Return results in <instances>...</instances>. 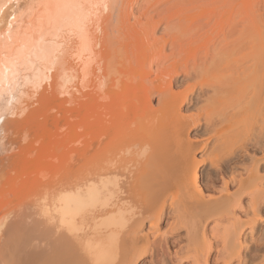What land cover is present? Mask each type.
Segmentation results:
<instances>
[{
    "label": "rangeland",
    "instance_id": "374dc122",
    "mask_svg": "<svg viewBox=\"0 0 264 264\" xmlns=\"http://www.w3.org/2000/svg\"><path fill=\"white\" fill-rule=\"evenodd\" d=\"M59 1L60 0H33L31 4L33 10L27 11L22 17L17 29L15 43L0 44V64L11 62L15 64L16 68V72L11 78V80L13 79V82L9 80V82L6 83L7 86L4 84L1 89V91L5 89L1 92V97L3 98L2 108L6 113L5 121L2 125V131H0V160L2 158L4 159L6 155H10L11 153L12 156L15 154L13 160L9 162L10 165L8 164L6 166L7 169H4V171L41 172V175H44L45 173V175H52L55 174V172L67 171L81 173L95 171L93 170L94 167L96 168L100 162L97 160L100 159V156L98 151H96V146L100 139L97 142L99 134L94 119L96 116L94 112L97 110L96 97L99 87L98 84H103L101 87L103 88L106 84V80L103 79L113 77L119 78L123 81L124 85L129 88L130 93L132 94H130L128 98V95L121 97V103L119 102L118 109L121 112L120 114L123 115L122 118L125 121L123 124L125 127L123 128L125 131L128 130L126 132L123 130L124 136L121 135L124 138L128 136V139H125L124 141V138H122L123 140L120 138L121 142H119V144L126 142V147H129L130 143L128 146L127 141L130 140V138H132L130 141H135L134 143L131 142L133 145L132 150L128 148L130 149V151L128 150L130 154H128L129 152H127V154H121L119 157L121 160L118 159L117 161L119 162L115 164L118 166L121 161L122 165L129 163L130 165H125L126 172H133V170L138 172V167L139 169L146 167L145 163L151 158L150 153L154 154H152L153 157L156 156L158 153L157 151H160L159 146L160 148L162 147L163 151L160 152L162 153L160 157H163V155L164 157H167L165 154L170 153L167 151L172 150L173 152V149H175L174 151H177V154L180 152L178 155L181 154V156L183 153L187 154L189 150L190 154H194L191 155L194 156L196 162L198 161L199 163L201 160L207 159L204 164L200 163L197 171L199 172L200 185L204 189V194L207 199L210 197H213L214 199L218 196L221 197L220 195H222L221 191L224 188V183L230 182L232 178L236 179L237 177L236 180L245 178V181H251L249 180L250 178L259 177V180L256 182V188L249 189L246 192V195H243L242 198H240L241 196L238 197L240 207L236 206L234 208L232 207L233 209L229 208V210H227L229 213H224L220 222H218L219 218L218 220L216 219L217 217L210 218L205 222L206 225L204 224V229H206V233L210 236V239H213L212 242L218 244H214V247L216 248H222L224 245V247H226L230 244L228 240H230L231 237H234L235 234L233 232L231 233L232 229V231L237 232L238 234L242 231L239 234L240 237L237 234L240 241L238 242L240 245L242 244V249L240 248L238 250L239 255L233 256L231 264H238V262H236V256H239L240 260L238 258V261L242 262V264H264V0H249L252 3H256L254 4L256 5V8L255 6L253 7L250 2L248 5V2H244V0H239V2L238 0H223V5L220 1L217 2V0H194L195 2L190 1V4L189 2L187 3L186 0H184L185 4H183V0H180L179 2H181L183 6L176 5L179 2L174 5L173 3L175 2H173V0H87L89 3H92V8L88 17V22L85 26L86 31L82 35L78 30L74 29L75 31H69L64 29L62 31L63 33H59L60 38H58L59 36L57 37L59 40H56L57 45L55 46V49L57 51H55L54 54L55 59L50 62H41L40 60H37V63L35 60L34 65L32 64L34 62L30 64L26 61L20 64L21 60H18L17 58L21 52L26 51L30 46L35 44L41 36L52 33L50 32L52 30H49V28L53 22ZM228 1L229 3H227ZM213 2H217L220 5L214 4ZM230 2L233 5H231ZM210 3L213 4L211 5ZM245 5L247 8H245ZM243 8L246 9L247 13ZM253 8L255 9V12L258 11V15L252 11ZM247 9L249 11L251 10L252 17L256 16L259 20L255 19L260 22L258 24L259 30L257 28L260 32H257V36L256 34H253V32H250L256 37V42L254 41V36L243 31L248 30L243 29L244 25L250 23L246 22V18H250L248 16L250 13ZM144 12H146L147 16L145 15L146 17H141ZM180 12L181 14H178ZM139 17L140 22L136 24V20L139 19ZM244 19L246 20L244 21ZM205 22L210 23V25L208 24V28L205 26V24H207ZM166 23H170L172 26H176L178 23V27L173 26L170 29L168 28V31L165 28L166 32H169L167 35L164 31ZM203 23H205L204 26L207 28L206 33L202 32L201 29H204L203 27L200 28L201 31L196 32L198 33L196 36L194 35V37L190 38L189 33L191 32V35L194 34L195 29L189 33L188 30L193 29L197 24L202 26ZM129 24H131L130 26H135L136 24V27H132L133 29L129 28L128 30L130 31L127 32L125 28L129 26ZM247 24L245 25V28H249L247 27ZM197 28H199V26H197ZM235 30L238 34H234L236 32ZM238 30L240 31L238 32ZM132 31H134V33ZM232 31H235L233 33L234 37L229 36L228 38V35L232 34ZM229 32L230 34H228ZM250 35L251 40L254 38L252 42L249 39ZM49 36L45 37L47 38ZM224 36H227L228 39L226 38V40H224ZM232 41H235V46L236 44L241 46L239 47L240 50L237 49L238 46H236V49L234 50L236 54L229 53V55L227 54L228 57L220 55L224 62L222 59H214L217 62L221 61L222 64H220V66H222L219 67V62L217 64L215 61L211 60L212 57H214L213 53H216V50H218L216 46L220 45L221 47H219V50H221L224 48L226 49V45H228L229 50V48L233 46L231 45V43H233ZM83 44L88 46L89 51L84 53V56L79 57V51L82 49ZM172 44L176 45L173 47ZM178 45L180 46L178 47ZM207 50L210 53L212 52V54L207 53ZM206 53L210 54L208 55L207 61L204 59ZM236 56L238 57L236 58ZM78 58H82V60L76 65ZM205 64H207V67ZM208 64L211 66L208 67ZM230 65L235 67L232 69L230 68ZM192 66H198L197 73L192 71L194 68H192ZM225 66H227L232 72L230 78L233 76V78L238 77L240 79H246L243 80L245 83H241V87L236 86L239 91L237 94L236 92L235 94L233 93L234 97H232L233 94L230 96L225 93L226 98L221 94V97L223 95L224 98L220 99V96H217L218 98L214 97L210 92L211 87L212 89L217 87L216 79L220 75H216L215 71L220 68H224L223 70H225V68H227ZM199 67H202L200 68L202 70L207 69V73L206 71H201V73H199ZM211 68L214 70H211ZM233 73L237 74L233 75ZM211 75L214 76L213 80L210 82L213 84L210 85L211 87L210 90H208V96H206L209 97L210 95V97L207 99L204 96L202 99H199L202 102L193 105V101L196 99L198 93L195 94L194 92H196L198 83H200L197 81L203 79L207 80L208 77L210 78L209 80H211ZM226 75L228 76V74ZM152 82L157 86L159 85L163 90L167 91V93L163 94L161 97L157 94L149 96L148 98L144 96L145 94L141 89L151 86L149 84H152ZM9 83L11 85H9ZM169 84H171L170 87ZM195 85V91L192 93L191 90H193V86ZM238 89H236V91ZM10 95H14L15 100L12 101L11 104L6 105L5 101ZM185 96L187 97V100L182 102V99H184ZM259 98L262 99H260L261 102H259ZM147 99L150 102V107L148 105V108H145L147 105ZM164 100H167V103L170 105L169 109L167 110L166 108L165 111V107H163ZM216 101H218V103ZM126 103L128 108L126 107ZM178 103L183 105L179 106ZM124 108H126L125 111H122ZM125 113L128 116L125 115ZM219 114L220 116H223V121L217 124V128H221V130H219L221 133L215 134L216 136L218 135L217 137L212 134L213 132L206 135L201 134V131L197 132L196 130L200 128L192 126L187 137L181 136L180 138H174L177 142L172 136L166 137V142L164 139V142H162L161 145L157 143L158 141H154L155 143L152 141L153 138H151V136L154 137V134L151 133V125L153 124L155 126L157 123L160 124L161 121H164L165 123L163 122L164 124H161L170 131L176 128L175 125L178 124L177 127H179L182 122L184 123L185 121L183 119L190 122L192 119L199 116L200 123L203 124L205 123L204 121H207L206 119L208 117V120L213 119L212 121H214V119L216 120L217 116L221 119ZM218 118L217 120H219ZM132 119L135 120V123L133 124V121L131 126L130 122ZM126 121H130L128 122L129 124ZM136 122L138 124H136ZM148 130L151 133L150 135L148 134ZM171 138L173 140H171ZM168 141H172L173 144H169ZM256 141H259L257 143L262 142L260 145L263 147L259 145L260 147L257 148L258 146L254 144ZM152 142L154 143L155 148L152 145ZM119 144L118 141H116L115 145L117 146ZM144 144L147 148L150 147L147 149L144 147ZM182 144L185 147H182ZM189 144L193 147H190ZM205 144L206 148L202 149ZM252 145H254L255 148ZM156 146H158V148ZM172 146L174 147L172 148ZM153 148L157 151H153ZM180 148L185 152L180 151ZM215 152H220L217 153V155L219 154L218 162L221 161V163L222 161L227 160V158L231 159L232 155H234V159H231L228 164L231 165L230 168L232 169H228L226 166L227 170H225L223 168L224 165H212L210 158L215 155ZM120 153L121 152H119V154ZM121 156L124 158L122 159ZM159 159L164 161L166 158ZM136 162H139V164ZM121 164H119L118 167H121ZM143 165L145 166L143 167ZM121 168H119V170L123 171ZM168 171L169 170H165V172ZM47 172L50 173L47 174ZM169 172H171V170ZM216 173L217 175L220 174L218 176L220 180L216 184L213 182L211 184ZM34 174L31 175L32 177L28 174L29 180L30 178L32 179L28 185L22 187L23 189H17L16 192L11 189H6L0 192L1 216L4 212L11 210L9 212L19 215L18 218L24 217L23 214L26 213L31 215V217L34 216L33 218L37 220L45 219L43 216L41 218L39 213L38 216L36 215V212L39 211L38 207H34L36 206L35 204L34 206H31L29 201V203L27 200L25 203L23 201L27 198L26 195H30L35 188V182L38 176ZM83 175L85 177L86 174ZM213 184L215 185L213 186ZM181 190L182 189H176V191H178L177 195H180V193L184 191ZM231 191H234V189L232 188ZM257 193L263 194L260 197L261 199L259 200V203L255 206V209H257L254 211L253 207L249 206V194L255 196ZM26 205L28 207H26ZM2 206L4 207L2 208ZM32 207L36 209L35 212ZM1 210L4 211L2 212ZM18 211H21V214ZM32 211L33 213L31 214ZM167 211H169V208ZM11 217L1 229L0 254L4 256L6 253L1 251L3 250L1 247L3 244L5 245V232L9 228L8 226H13L12 224H14L17 219V217ZM258 217H260V219ZM38 222H41L44 226L49 224L44 223V221ZM45 222H48L47 219ZM88 222L92 224L90 220H87L86 223ZM86 223L83 222V227L82 225L80 226L81 229L85 228L86 230L79 231V234L83 235L84 232H90L92 225ZM172 223H174L173 217H169L162 223L160 222L157 232L158 234L156 233V235L161 236L164 232L166 233ZM235 223L238 225L235 226ZM215 225L217 227H215ZM47 227L50 226L48 225ZM237 227H239L240 231H235L238 229ZM213 228L215 230H213ZM141 229V233L145 235L148 233L149 224L146 223V226L144 225ZM47 234L51 235L52 231L49 229ZM215 237L217 238L215 239ZM158 240L160 241V239ZM232 240L233 239H231V242H233ZM222 242L226 244L222 245ZM187 244L186 240H183L181 247L185 248ZM1 255L0 264H4L2 261L8 260V258L10 260L13 256L11 253V256L7 254L8 256L5 257L7 259H5L4 256L2 257ZM211 257V259H213L215 253H212ZM1 258H4L5 260ZM150 260V256L148 255L141 260L140 264H152V262L158 260V257H154L153 260Z\"/></svg>",
    "mask_w": 264,
    "mask_h": 264
},
{
    "label": "bare ground",
    "instance_id": "6f19581e",
    "mask_svg": "<svg viewBox=\"0 0 264 264\" xmlns=\"http://www.w3.org/2000/svg\"><path fill=\"white\" fill-rule=\"evenodd\" d=\"M32 1L33 0H0V44H3V43L14 44L15 43L14 41L16 40V37H17L16 36L17 29L19 27V24L21 22L22 17L25 15V13L27 11L33 10V7L31 5ZM176 1L173 0V2H175V3H173L174 5L176 3H178L180 0H176ZM190 1L193 2L194 0H189V1L186 0V2L187 3L189 2V4L191 3ZM202 1H204V0H202ZM214 1H216V0H214ZM219 1L221 3L223 2V0H217V2H219ZM246 1L248 2L247 3L248 5L251 3V5L253 7L255 6V8H256V5H254L256 3L251 2L253 0H251V1L244 0V2H246ZM254 1H256V0H254ZM217 2L216 3L213 2V3L220 5ZM238 2H239V0H238ZM182 3L185 4V1L183 0ZM213 3H210V4L212 5ZM227 3H229V1ZM91 4L92 3H89L87 0H60L58 3L57 9L55 11V16H54L53 22L49 28V30L50 29L52 30V31H50L52 33L49 34L51 37L48 34L45 35V36H49L47 38L45 36H41L35 44L30 46L26 51L21 52L17 58L18 60H21L20 64L22 62L26 61V62H29L30 64L32 62H34V63H32L34 65L35 60L37 63V60L38 61L40 60L41 62L42 61L50 62L53 59H55L54 54H55V51H57L55 49V46L57 45L56 40L58 38H60L59 33L60 32L63 33L62 31L64 29H67L69 31L75 29V30L80 31L81 35H82L86 31L85 26H86V23L88 22V17L91 13V8H92ZM230 4L233 5L231 2H230ZM176 5L181 6L182 4H181V2H179ZM222 5H223V3H222ZM220 7H222V6H220ZM245 8H247L246 5H245ZM248 8H250V7H248ZM244 10L246 11V9H244ZM250 11H249V13L251 15L252 13ZM252 11L255 12V9L253 8ZM257 12H255L256 15H258ZM246 13H247V11H246ZM178 14H181V12ZM145 15H146V12H144L141 15V17L145 16ZM250 15L248 14V16L250 17L249 18L250 20L248 18H246L247 19L246 22H250L248 24L246 23L247 27H249V28H245V25H246L245 24L243 29H248V30H243V31L248 32V33L253 32V34H256V36H257V32H260V31H258L259 30L258 24L260 22H258L256 20L258 18H256V16H254L255 14L253 15L254 17H252V15L251 16ZM212 19H213V17H212ZM246 19H244V21ZM138 22H140V17H139V19L136 20V24ZM178 22H180V21H178ZM214 22H215V19H214ZM205 23H207V22H205ZM205 23H203L202 26L200 24H197L195 26L196 28L194 26H193L194 28L191 27L193 29H189L188 33L190 31H194V29H195V31H194L195 33L192 34L193 35L192 36L191 32H190L189 33L190 38L194 37V35L196 36V34H198L196 32L201 31V30H202V32L206 33V30L208 28V24L210 25V23L209 22L207 24H205ZM136 24H135V26H133V25L130 26L131 24H129V26L126 25L128 28L126 27L125 30L127 32L130 31L128 29L132 28V27H136ZM177 24H176V26L175 25H173V26L178 27ZM204 24H205V26H207V28L204 26ZM211 25H212V23H211ZM173 26H172V24L170 25V23H166V25L164 27V31L166 32V30L168 28L170 29ZM179 26H180V24H179ZM197 26H199V28H197ZM203 27H204L205 31H204V29L200 30V28H203ZM165 28H166V30H165ZM257 28H258V30H257ZM232 29H234V28H232ZM231 30H230V32H231ZM253 30H255V31H253ZM134 31H132V32L134 33ZM239 31L240 30H238V32ZM230 32L228 34H230ZM234 32L232 31V34L228 35V38H229V36L234 37V34H238L237 31L235 33ZM124 33H125V31H124ZM168 33L166 32L167 35H168ZM250 34L252 35V33H250ZM251 35L249 38L250 40H251ZM252 36H254V35H252ZM226 38H227V36L223 37L224 40H226ZM253 39L251 40V42L253 41ZM254 41L256 42V37H255ZM232 42L233 43H231V45H233L232 46L233 48L230 47L229 50H228V45H226L227 50L225 48L219 50V47H221V46L217 45L218 47L216 46V48L218 50H216V53H213L214 57H212L211 60L215 61V60H217V58L222 59V57H220V55L227 56V54L229 55V53L234 54L235 53L234 50L236 49V46H238L237 49H239V47H241V46H239L237 44L235 46L234 45L235 41H232ZM236 43H237V41H236ZM86 44H87V41H86ZM86 44H83L82 49L79 51V55H80V56L78 55L79 57L84 56V53L89 51L88 46ZM174 45H176V44H174ZM174 45H173V47H174ZM223 45H225V44H223ZM179 46L180 45H178V47ZM175 47H177V46H175ZM173 49H175V48H173ZM181 49H182V47H181ZM217 51H218V53H217ZM207 53H210V52L208 51ZM206 54L204 57L205 61H207L208 55L212 54V52L210 54H207V55ZM238 56H236V58ZM233 57H234V55H233ZM239 58H240V56H239ZM80 60H82V58H78L76 65L79 64ZM222 61H223V59H222ZM235 61H236V59H235ZM237 61H239V60H237ZM218 62L215 61V63H217V64H218ZM220 64H222L221 61L219 62V65H218L219 67L222 66V65L220 66ZM205 65L207 67V64H205ZM198 66H195V67L192 66V68L193 67L194 68L193 69L191 68V69H192V71H194V73L198 72L197 71ZM210 66L211 65L208 64V67H210ZM223 67H224V65H223ZM225 67H227V66H225ZM234 67L235 66H233V67L231 66L230 68L233 69ZM200 68H202V67H199V69ZM208 69H210V68H208ZM223 69L224 68H220V69L215 71L216 75L217 74H220V75L216 79L217 87H214V89H212V87L210 86L211 84H213V83H210L214 78V76H212V75H211V77H212L211 80H209L210 79L209 77L208 78L205 77V78H207V80L203 79L201 81H197L200 83H198L197 90H196V92H194L195 94L197 92L198 93L196 95L197 96L196 99H194V101H193L194 104L192 103L193 105H197L199 102H202L201 100H199V99H202V97L208 96L207 94H208V90H210V87H211L210 93L212 95H214V97L220 96L219 97L220 99L224 98V96L226 98L225 93L229 94L230 96L233 93L235 94V92L237 94V92L239 91V89L237 87L238 86L241 87L240 86L241 83L244 82L243 80L246 78L243 77L244 79H240L237 77L238 75L236 76L237 78H233V76L230 78L232 72L228 69V67L225 68L226 73H225V70H223ZM227 69L230 73L227 71ZM211 70H214V69L211 68ZM201 71H204V72L206 71V73H207V69L206 70L200 69L199 73H201ZM15 72H16L15 64H13L11 62L6 63V64L5 63L0 64V131H2V127H3L2 125L5 121V113H6V111L2 108L3 98L1 97V95H2L1 92L4 91L5 89L2 91H1V89L4 86V84L6 85V83L9 82V80L11 82H13V79L11 80V78ZM208 72H212V71H208ZM233 72H236V71H233ZM226 74H228V76ZM236 74L233 73V75H236ZM188 76H187V78H188ZM190 76H191V74H190ZM199 76L201 77V75H199ZM113 78L103 79V80H106V84L104 85L105 88L103 87L104 89L101 88L103 86V84H100V85L98 84V86L100 88L98 87V91H97V97H96V100H97L96 101V109L97 110H96V112H94L96 115L94 119H95L96 127L98 129V134H99L98 135L99 138H97V142L100 139L98 142V145L96 146V151H98V154L100 156V159H97V160H98V162L99 161L100 162L98 163L96 168L94 167L93 170H95V171L83 172V173H81V172H68L67 171V172H55V174H52V172H51L52 175L48 174L50 172H47V174L49 176L45 175L46 173L44 174L45 176L41 175V172H38V173L34 172L36 174H34L33 172H5L4 169H7L6 166L9 164L10 161L13 160V156H15V154H13V156H12L11 155L12 153H11L10 155H6L7 157L5 156L4 159L2 158L0 160V192L3 190H6V189H11L12 191L16 192L17 189H20L24 185L26 186L31 182L30 180L32 178H30V180H29L28 174H30V176L33 174L37 175L38 178L41 175V177L39 179L37 178V180L35 182L36 183L35 188H34V190H32V193L30 195H26L27 198H25V200H23V201H24V203L26 202V200H27V202L29 201L31 206H34V204H35L36 206H34V207H36V208L38 207V211H39V212H36L37 213L36 215L38 216L40 214L41 218H42V216H43V218L45 217L44 220L43 219L37 220V219L33 218L34 216L31 217V215L24 213L23 214L24 217L18 218L19 215L15 214L13 212H9L11 210L7 211L8 213L4 212L2 214V216L0 215L1 216L0 217V236H2L1 229L3 228L6 221L11 216L15 217V218L17 217V219H18V220L16 219L15 223L12 224L13 226H10L8 224L9 228L6 230V232L4 231L5 232V245L3 244V246L1 247L3 249L1 251H4L6 253V255L5 256L1 255V254L0 255L2 257L4 256V258H5L8 256L7 254L10 255V253H11V255L13 254V256H12V258H10V260L8 258L9 261L5 260L7 258H5V259L1 258V259L5 260V261L1 260L2 263H4V264H140L141 260H143V258H145L149 255L151 260H153L154 257H158V260L155 261L156 260V258H155V260H154L155 262H152V264H220V263L221 264L222 263L223 264H231V261H233L232 260L233 256L239 255L238 250L241 248V245H242V244L240 245V243H239L240 242L239 241V237H240L239 234L242 231L239 232V234H238L237 232L232 231L233 229L231 230L230 228H232V227H230L229 229L231 230V233L232 232L235 233L234 237L230 238V236H229L230 240H228V241L230 242V244L228 246L224 247L225 246L224 244H226V243L222 242L223 243L222 245H224V246H222V248H216V247H214V244H217V243L212 242L213 239L211 240L210 236H208V234L206 233V229H204L205 228L204 224L206 225L205 222L207 220H209L210 218H214V217L215 218L217 217L216 218L217 220L219 218L218 222H220L221 217L223 216L224 213L228 212L227 210H229V208H232V207L234 208L236 206L240 207L238 197L241 196L240 198H242L243 195H246V192L249 189L256 188V186H257L256 182L259 180V177L258 176H257L258 178L252 177L249 179L251 181H248V180L245 181V178L244 179L242 178L241 180L240 179L236 180L237 177H236V179L232 178L230 182L224 183V188L221 191L222 195H220L221 197L218 196V197H215V199L213 197L212 198L210 197L207 199V197H205V194H204V189L200 185V181H199L200 177L198 174L199 172H197L198 166L200 165V163L204 164L207 159L201 160L198 163V161L196 162L194 160V156H192L194 154L191 153L192 154L191 155L189 153V150H188L189 155H188V153L187 154L183 153L185 151H183L182 148H180L181 149L180 151H183L182 153L184 154V155L182 154V156H181V154L178 155L180 152H178V154H177L176 153L177 151H174L175 149H173V152H172V150L167 151V152H170V153L165 154V156H167V157H164V155H163V157H160L162 155V153H160L162 151V147L160 148V146H159L160 151H157L154 149L155 148V145H154L155 142L154 141H158L157 143L161 145L162 142H164V141L166 142V137H168V136L169 137L172 136L173 139L174 138H180L181 136L187 137V134H188V132L192 126L193 127L195 126V128H200V129H196V130H197V132L201 131V134L206 135L210 132H213L212 134H214V136L217 137L218 135L216 136L215 134L221 133V132H219V130H221V128L218 129L217 124L223 121V116L222 115L220 116V114H219V117H221V119H219L217 116V118L219 119V120H217V118H216L217 121L215 119H214V121H212L213 119L208 120L209 119V117H208L206 119L207 121H204L205 123H203V124L200 123L199 116L194 118V119L191 118L192 121H190V122H187L188 120L183 119L185 121L184 123L182 122L183 124L181 123V125L179 127H177L178 124L175 125L176 128H174L170 131H169V129L165 128L164 125L161 124L164 121L163 122L161 121L160 124L157 123V125H155V126L152 122V124H153V125H151L152 131L149 127H148V129H150L151 133L154 134V137H155L154 138L151 136V138L157 139V140L152 139V141L154 142V143L152 142L153 143L152 145L154 146L153 151H157L158 153L157 152H156L157 154L155 153L156 154L155 157L152 156L153 153L152 154L150 153L151 158H149L147 160L148 161L147 163L144 162L146 167H144L145 165H143L144 168L139 169V167L137 166L138 167L137 169L139 170L138 172H135L134 170H133V172L132 171L126 172L127 170H125V168H126L125 165H127L129 163H125V161H124L125 164L122 165L121 164L122 161H121L119 163V164H121L120 165L122 167L121 168V167H118L119 164H118V166L116 165L119 162L117 160L120 159L119 157L121 154L122 155H123V153L127 154V152H129L130 149L132 150L133 145L131 144L132 141H130V140H132V138H130V137H129L130 140L127 141L128 146L130 143L129 147H126L127 146L126 142L125 143L122 142L121 144H119V142H121V139L124 138L122 136H124L123 135L124 134L123 133V130H124L123 127H125V126H123V124L125 123V121L122 118L123 115L120 114L121 112L119 111L118 106H119V102L121 101V97L128 95L127 96V98H128L131 93H130L129 88H127L124 85L122 80H120L119 78H114V79ZM201 78H203V77H201ZM214 81H215V79H214ZM238 82H239V85H238ZM207 84H209V85H207ZM9 85H11V84L9 83ZM149 85H151V86L145 87L144 89H141V90H143L142 92H144V94H145L144 96H146L147 98L149 96L154 95V94H157L161 97L163 94L167 93V91L163 90L159 85L157 86L153 82H152V84L150 83ZM170 86H171V84H169V87ZM193 87H194L193 90H191L192 88L190 89L192 91V93H193V91H195L194 89H195L196 85ZM263 88H264V86H263ZM234 89H235V91H234ZM236 89H238V90L236 91ZM215 94H217V95H215ZM221 94H223L224 96L222 95V97H221ZM234 94L232 95V97H234ZM165 97H166V95H165ZM165 97H164V99H165ZM209 97H210V95H209ZM209 97H206V98L208 99ZM135 98H136V96H135ZM186 98L187 97L185 96L184 97L185 100L182 99V102L186 101L187 100ZM260 99L261 98H259V100ZM14 100H15V96L10 95L9 98L5 101V103H6V105H9ZM261 100L259 102H261ZM218 101H216V102L218 103ZM146 102H147V105L145 106V108L148 105L150 107V102L148 99ZM220 103H221V101H220ZM220 103H219V105H220ZM181 105H183V104H179V106H181ZM126 107L128 108L127 103H126ZM163 107H165L164 111L166 110V108H167V110L169 109L170 105H169V103H167V100L166 101L164 100ZM125 109L126 108H124V110H122V111H125ZM178 109H179V107H178ZM125 115H127V114L125 113ZM127 116H126V118H127ZM210 118H212V117H210ZM122 119H123V123H122ZM128 122H130V121H128ZM132 122L134 124L135 120H133V119L131 120V122H130L131 126H132ZM128 124H126V125H128ZM136 124H138V123L136 122ZM149 126H150V124H149ZM217 129H218V131H217ZM126 131H128V130H126ZM148 132H149V130H148ZM151 133L149 132L148 134L150 135ZM127 134H128V132H127ZM125 139H128V136L126 138H124V141H125ZM173 139L171 138V140H173ZM174 140L176 141V139H174ZM116 141H118V144H119L117 146L115 145ZM134 141L132 143H134ZM149 142L151 143L150 140H149ZM168 142H169V144L171 143V145L173 144L172 141L171 142L168 141ZM257 142H259V141H256V143H254L258 146V147L256 146L257 148L262 146V145H260V143H262V142H260V143H257ZM146 145L144 146L145 148H147V146H148V145L147 146ZM185 145H186V143H185ZM183 146L184 145L182 144V147ZM203 146L204 147H202V149L203 148L205 149L206 144ZM252 146H254V145H252ZM156 147L158 148V146H156ZM173 147L174 146H172V148ZM190 147H193V146L190 145ZM128 148H130V149H128ZM169 148H170V146H169ZM254 148H255V146H254ZM183 149H185V148H183ZM143 150H145V149H143ZM164 151H165V149H164ZM119 152H121V153L119 154ZM145 153H146V151H145ZM217 153H220V152H215V155H213V157L212 156H211V158L209 157L212 165L213 164L215 166H219V165L223 166L224 165L223 168L225 170H227L226 169L227 167H228V169H232V168H230L231 165H228V164L231 161V159H234L233 158L234 155H232L231 159H228V158H227V160L224 159L225 161H222V163H221V161L218 162L219 154L217 155ZM128 154H130V152ZM147 154H149V153H147ZM99 156H98V158H99ZM238 156H235V157H238ZM124 157H125V155H124ZM121 158H122V156H121ZM159 158H162V159L166 158V159L164 161H161V159H159ZM253 162H254V160H253ZM136 163L139 164V162H136ZM132 164H134V163H132ZM262 166H263V164H262ZM123 167H124V169H123ZM119 168H121V170H123V171H120ZM165 170H169V171L171 170V172H169V171L165 172ZM255 170H257V169H255ZM222 173H224V172H222ZM83 174H86L85 177ZM219 175L220 174L217 175V173H216V175L213 177V179L211 181V184H212V182L216 184L220 180V178L218 177ZM246 179H247V177H246ZM27 181H29V182H27ZM215 184H213V186ZM260 185H261V183H260ZM232 188L234 189V191H231ZM176 189L177 190L182 189L186 192L181 190L182 194L180 193V195L179 194L177 195L178 191H176ZM14 192H12V193H14ZM254 193H255V191H254ZM262 194L263 193H257V195H255V196L253 194H251V195L249 194V196H250V200H249L250 205L249 206L253 207L254 211L257 209V208L255 209V206L257 205V203H259V200L261 199L260 197ZM6 197H7V195H6ZM31 203H33V204H31ZM260 203H261V201H260ZM6 205H4V206H6ZM19 205H20V203H19ZM19 205H17V206H19ZM23 205H25V204H23ZM4 206H2V208ZM23 207H25V206H23ZM23 207H21V208H23ZM26 207H28V206L26 205ZM168 208H169V211H167ZM27 209H29V208H27ZM33 209L35 212L36 209L35 208H33ZM23 210H25V209H23ZM166 211H167V213H166ZM18 212H20V214H21V211H18ZM27 212H28V210H27ZM258 212H260V211H258ZM32 213H33V211L31 212V214ZM13 214H15V215H13ZM169 217L174 218V223H172V225L170 224L169 230H167L166 233L164 232L161 236L156 235V233L158 232L159 223L164 222V220L168 219ZM258 218L260 219V217H258ZM46 219L48 222H45ZM87 220H90L92 222V224L90 222H88L92 225V228H91L90 232L87 233V232L83 231L84 234L81 235L78 232L81 230H84L85 228L81 229L80 226L83 224V222L86 223ZM38 221H42V222L44 221V223H46V224L49 223V224L44 226V224H42L41 222H38ZM250 222H249V224H250ZM88 223H86V224H88ZM146 223L149 224V229H148V233H146V234L144 233L145 235H143V233H141V230H142L141 228L144 227V225L146 226ZM252 223H255V222H252ZM230 224L233 225L232 223H230ZM48 225L50 227H47ZM237 225L238 224H236L235 226H237ZM82 227H83V225H82ZM215 227H217V226L215 225ZM239 227H237V228L239 229ZM242 227H243V225H242ZM49 229L52 231L51 235L47 234L49 232ZM238 229H236L235 231H240V229L239 230ZM213 230H215V229L213 228ZM237 234L239 235V237ZM157 236H160V237H157ZM216 238L217 237H215V239ZM158 239H160V241ZM215 239H214V241H215ZM231 239H233L232 240L233 242H231ZM0 240H1V237H0ZM183 240H186V244L188 243L185 248L181 247ZM212 253H215V257L213 259H211ZM2 254H4V253H2ZM235 258L237 259L236 262H238V264H242V262L238 261L239 256H236ZM250 258H251V256H250ZM239 260H240V258H239ZM249 262H250V260H249Z\"/></svg>",
    "mask_w": 264,
    "mask_h": 264
}]
</instances>
